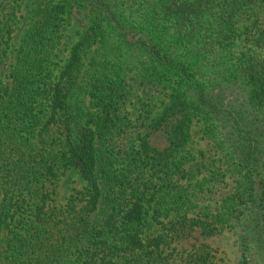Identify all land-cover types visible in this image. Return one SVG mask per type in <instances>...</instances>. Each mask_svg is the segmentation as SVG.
Listing matches in <instances>:
<instances>
[{"label":"trees","instance_id":"obj_1","mask_svg":"<svg viewBox=\"0 0 264 264\" xmlns=\"http://www.w3.org/2000/svg\"><path fill=\"white\" fill-rule=\"evenodd\" d=\"M12 1L0 0V264H222L205 238L223 230L250 264V249L264 248L261 0H39L8 56ZM75 4L89 21L56 64ZM203 67L220 78L202 80ZM152 83L165 100L142 106L131 128L129 88ZM234 83L249 90L236 107L222 95ZM194 118L233 176L215 203L193 197ZM158 129L163 147L150 142ZM71 167L85 184L56 205ZM196 229L203 239L179 248Z\"/></svg>","mask_w":264,"mask_h":264},{"label":"rangeland","instance_id":"obj_2","mask_svg":"<svg viewBox=\"0 0 264 264\" xmlns=\"http://www.w3.org/2000/svg\"><path fill=\"white\" fill-rule=\"evenodd\" d=\"M39 0H13L12 5L14 6V22L15 30L13 32L12 38L10 40V45L7 48L8 56H13L15 54L16 47L19 44L20 37L28 22H30L31 16L33 14V9ZM256 12H260L261 8L264 9V0L256 2ZM252 10L246 8L243 10L242 16L246 18V24H250L252 17ZM89 18L86 11L82 6L74 5L71 8V13L69 19L65 22L62 28V43L60 45L59 53L55 56L54 61L56 64L62 62L66 57L69 46L78 37L80 32L87 26ZM171 40L172 38H166ZM246 40V41H245ZM243 41L247 44L249 41L243 38ZM239 48L238 45L234 46ZM192 48H189L191 52ZM206 70V74L201 77L202 80H209L208 82H213L218 80L219 75L211 73L210 69L203 67ZM214 72V71H213ZM208 83V84H209ZM210 88V87H209ZM249 90L246 84H229L225 86L222 90V95L225 101H228L229 106H239L244 104L243 99L248 94ZM165 100L164 90L158 84H144L138 87H130L129 93L123 102L122 109L127 114L128 118L131 120V128L135 127L138 123V114L141 111L142 106L151 108L156 111L160 109L162 101ZM242 107V105H241ZM254 112V111H253ZM255 113V112H254ZM244 114V115H243ZM244 117L246 113H243ZM253 115V113H251ZM257 119L263 117L264 114L257 112L255 113ZM254 114V115H255ZM250 116L244 117L247 123H250ZM259 119L257 121H259ZM226 124L225 120H221ZM227 126V125H226ZM205 124L200 118L193 119L192 122V132L189 142V148L191 149L192 156L195 158H190L187 165L193 169L194 180L193 185V197L196 200H200L203 203H215L221 199V197L227 193L232 185V175L224 168L223 164H220L216 160L219 152L217 146V139L214 135L208 134L204 131ZM264 126L262 125V129ZM220 135V133H219ZM151 144L157 147H163L167 143L166 133L163 129H158L150 135ZM194 159H199V164L195 163ZM201 162H204L202 164ZM220 166V167H218ZM209 171H213L215 176L210 177V180L201 187L202 191L198 189V178L203 176L207 171V176L210 175ZM85 184V180L80 176L78 171L74 168H68L57 180L55 187V193L53 195V201L56 205H62L68 194L74 188H81ZM198 229H196L192 236L181 240L177 246L180 247H190L193 242H198L202 240ZM210 245L216 248L215 252L219 262L222 264H238L239 254L238 245L235 241V236L230 230H223L214 235L205 238ZM249 252V263L250 264H264V248L260 245L255 244L250 249Z\"/></svg>","mask_w":264,"mask_h":264}]
</instances>
